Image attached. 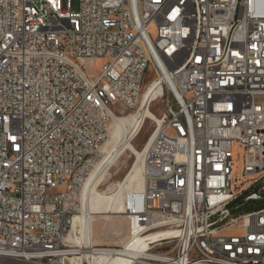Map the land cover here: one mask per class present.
Returning a JSON list of instances; mask_svg holds the SVG:
<instances>
[{"label": "built area", "instance_id": "built-area-1", "mask_svg": "<svg viewBox=\"0 0 264 264\" xmlns=\"http://www.w3.org/2000/svg\"><path fill=\"white\" fill-rule=\"evenodd\" d=\"M70 4L0 0V264H90L70 239L81 192L150 68L164 108L126 214L131 238L158 240L128 264H264V206L231 210L236 161L240 177L264 176V0Z\"/></svg>", "mask_w": 264, "mask_h": 264}, {"label": "bare ground", "instance_id": "bare-ground-1", "mask_svg": "<svg viewBox=\"0 0 264 264\" xmlns=\"http://www.w3.org/2000/svg\"><path fill=\"white\" fill-rule=\"evenodd\" d=\"M178 36H194L192 23H178ZM159 74L161 79L166 78L161 72ZM158 79H155L152 84L148 83L144 88L141 105L136 113L129 112L113 120L110 136L102 146L105 152L104 160L82 189V212L74 219L70 239L74 245L83 246L82 258H88L90 264H128L131 257L148 247L147 239L153 243L158 240V234L152 232L137 238L129 237L121 247H112L106 254L96 255L91 248L96 246L92 237V215L95 213H125L128 195L145 190L144 151L135 147L133 139L140 135L148 119L154 122L159 121L158 115L151 109V102L157 99L161 91ZM99 98H106V91H99ZM128 149L136 154V160L125 179L118 183L116 192L109 194L100 192L99 187L109 174L111 167ZM222 207H229V200H222ZM70 260L81 264V257H70Z\"/></svg>", "mask_w": 264, "mask_h": 264}, {"label": "rangeland", "instance_id": "rangeland-1", "mask_svg": "<svg viewBox=\"0 0 264 264\" xmlns=\"http://www.w3.org/2000/svg\"><path fill=\"white\" fill-rule=\"evenodd\" d=\"M71 10L78 9V0H71ZM103 59H95L91 61V65L86 67V70H90L94 74L98 75L102 70ZM154 77V71L152 68L148 69L145 75L144 83L147 85ZM257 100L264 104V95L258 96ZM164 108L162 100H158L152 104L151 109L159 115ZM135 110H128L127 113ZM156 127V122L148 119L144 125V128L140 135L133 139V144L139 150L143 149L148 141L152 131ZM238 154L237 147H235V155ZM136 160V154L131 150H126L118 159V161L111 167L109 174L102 181L99 190L100 192L109 194L117 191V185L120 181H123L127 173L132 168ZM235 174L239 177L237 179L236 189L238 195L242 194L247 189L257 186L261 193H264V176H241V164L240 161L235 163ZM258 191V192H259ZM260 193V192H259ZM262 199L257 198L255 200ZM247 200V199H246ZM93 228V240L96 246H111L121 247L130 237V223L128 215L125 213H95L92 215ZM230 231H236L237 229L228 228Z\"/></svg>", "mask_w": 264, "mask_h": 264}, {"label": "trees", "instance_id": "trees-1", "mask_svg": "<svg viewBox=\"0 0 264 264\" xmlns=\"http://www.w3.org/2000/svg\"><path fill=\"white\" fill-rule=\"evenodd\" d=\"M259 188L257 186L247 189L242 194L238 195L237 198L231 204V210L233 213L247 212L264 206V193L260 191V197L262 199H248L246 197L254 192H258Z\"/></svg>", "mask_w": 264, "mask_h": 264}]
</instances>
